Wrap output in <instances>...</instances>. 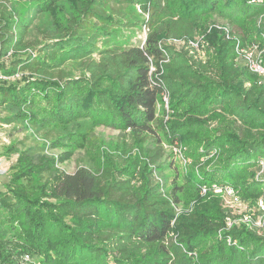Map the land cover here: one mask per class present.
I'll return each mask as SVG.
<instances>
[{"label":"trees","instance_id":"16d2710c","mask_svg":"<svg viewBox=\"0 0 264 264\" xmlns=\"http://www.w3.org/2000/svg\"><path fill=\"white\" fill-rule=\"evenodd\" d=\"M9 1L34 7L23 18L2 7L0 72L28 75L0 87V106L17 112L10 123L26 118L61 134L13 153L23 168L0 193V264L22 255L40 264H264V227L229 229L222 200L201 194L216 186L241 192L251 205L264 197V85L236 61L232 41L217 29L208 33L213 14L248 23L244 41L264 61V0ZM148 3L147 21L119 9ZM40 16L51 35L35 45L27 38ZM143 28L144 44L123 36ZM198 28L214 50L206 64L169 43L194 39ZM8 56L16 60L5 70ZM97 126L121 131L133 150L103 148L100 163L83 158L74 174L56 168L69 152L57 160L44 153L73 146L64 139ZM164 142L184 146L195 165L205 158L198 173L182 183L162 177Z\"/></svg>","mask_w":264,"mask_h":264},{"label":"rangeland","instance_id":"374dc122","mask_svg":"<svg viewBox=\"0 0 264 264\" xmlns=\"http://www.w3.org/2000/svg\"><path fill=\"white\" fill-rule=\"evenodd\" d=\"M168 1L169 3H175V0ZM3 6L6 7L9 11L11 10V6H13L15 10H17L18 17L20 18L26 16H33L34 6L28 2H10L9 0H0V17ZM64 6L65 9H70L69 5H67L66 3H64ZM149 8L150 3L147 4L146 10H143L139 4H134L129 7H119L123 14L134 15L137 18H140L142 20L145 19L146 21L148 20ZM247 24L248 23L243 22L232 23L230 17L228 16L223 17L213 14L211 16V21L209 22V25L207 24L209 28L208 33L212 29H217L216 27L228 29L230 31L231 37L233 38V40L229 41H232L235 45V40L238 39L241 41L242 47H248L249 44L244 41L245 31L247 30V28H249L246 26H250L249 24ZM49 29L50 28L48 19L42 16L37 17L36 19H34L33 25L30 28V33L27 38L28 41L35 45H38L42 42H46L51 35ZM219 31L222 32L221 30ZM146 33L147 30L145 28H143L142 31L137 29H125L123 36L126 39H130L133 44L141 45L145 42ZM194 40H196L195 42H198L199 44L198 48L203 58L202 62L204 64L208 63L214 53V50L208 42L205 33H202V31L198 28ZM181 41L187 42L188 40H178L177 42ZM177 44H175L174 42L171 43V45L176 46L178 49H180V47L178 46L179 44ZM37 49L38 48H36V50ZM29 54L32 53H30L29 51L23 52L19 54V57L26 58ZM15 60L16 59L13 56H8V58L2 61L1 63L4 66L5 70H10L11 64ZM236 61H238L237 58ZM27 75V73H19L14 77L8 78L0 72V87H10L19 85L23 82L22 77H27ZM246 86H248V83L246 84ZM16 113V111L0 106V193L6 192V188L10 185L12 177L17 176L23 168L22 165H19L17 163L18 155H13L15 151H25L30 148L40 147L41 145L47 142L45 138L46 135H48L50 132L53 133V136L61 134L58 128L53 129L51 125H47V127L42 126V128H32L28 125V123H26V118L17 117L16 122H8L9 118H11ZM71 141H73V146H61L54 150H47L46 152H44L45 154H47V156L56 160L59 159L64 152H69L68 154L69 157H71L70 159L63 163L56 161V168L66 174H74L78 169L79 165L81 164L83 158L92 160L96 163H100L102 160L101 156L103 148L113 149L117 146L121 149V147H125V145L128 147V150H133L134 148L132 146V141L130 138L123 136L121 131L106 126H97V128L93 132H91V134H88L87 137L83 138L81 136H71L64 139L63 142L68 143ZM149 144L154 143L149 142ZM163 147L165 150V158L162 163H166L164 164L165 171L162 172V177H175L177 178L176 181L178 183L183 182V176L193 174L195 171L196 173H198L199 166H202L205 162V158H203L198 164H193V161L186 157V148L181 144L171 145L167 142H164ZM213 154H216V151H214ZM171 160H173L174 164L172 165V168H170L168 164ZM37 180V178L34 179V188L32 189L33 191H37V184H39ZM44 181L45 180H43L42 182ZM170 182L172 181H168L167 183ZM214 187L215 186L207 188L206 193H203L201 191V194L206 195L209 191L215 197H219L222 200L223 209H225L227 213H230L229 218H231L232 221H235L234 225H243V220H245V218L249 216H251L257 224H260V219H257L259 218L257 208L258 201L251 205L250 201H246L243 199L241 192L234 191L235 196L238 199L237 201H235L232 197H229L225 193H215ZM169 188H171V186ZM15 229L19 230L17 224H15L14 229H12V231ZM14 243H16V240L14 241ZM9 245L11 246L9 251L13 250V245ZM14 258L16 264H40L37 258H32L28 255H22L20 256V258Z\"/></svg>","mask_w":264,"mask_h":264},{"label":"built area","instance_id":"2783aa9c","mask_svg":"<svg viewBox=\"0 0 264 264\" xmlns=\"http://www.w3.org/2000/svg\"><path fill=\"white\" fill-rule=\"evenodd\" d=\"M218 30H221L227 40H233L231 37L230 31L228 29H222L219 27H216ZM195 39V38H194ZM191 39L188 40L187 42H177L178 40H170L169 43H175L177 44L180 48H185L190 52L191 55L195 57L198 61H203L202 56L200 54L199 48H198V42H195L196 40ZM177 42V43H176ZM234 51L236 54V58L238 61H241L247 70L256 77L259 85H264V61H263V51L257 46V45H249L248 47H242L241 41L236 39L235 40V45H234ZM249 86V85H248ZM163 100L165 102V109L168 111V96L167 94L163 95ZM260 171L258 173V177H263L264 176V163L262 162L261 164ZM215 193H225L229 197H232L235 201H237V197L235 196V192L232 189L229 188H220V187H214ZM203 193L207 192V188L202 189ZM257 208H258V214L260 219V224H257L255 220L249 216L246 217L245 220H243V224L246 225L250 229H262L264 227V197L259 199L257 203ZM235 224V221H232L231 218H228L227 220V226L230 229L233 225Z\"/></svg>","mask_w":264,"mask_h":264}]
</instances>
